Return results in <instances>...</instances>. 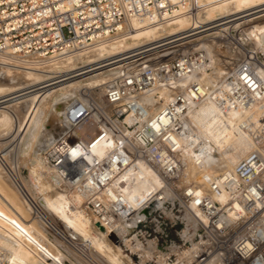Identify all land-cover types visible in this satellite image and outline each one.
I'll list each match as a JSON object with an SVG mask.
<instances>
[{
    "label": "built area",
    "instance_id": "obj_1",
    "mask_svg": "<svg viewBox=\"0 0 264 264\" xmlns=\"http://www.w3.org/2000/svg\"><path fill=\"white\" fill-rule=\"evenodd\" d=\"M201 1L0 0V56H72L127 30L131 20L160 29L182 8L196 18ZM216 22H197L188 32ZM230 31L225 24L203 34L225 40L237 53L212 82L202 72L213 66L214 54L199 45L181 48L194 39L189 35L161 33L119 54L102 100H70L64 110L68 128L45 153L62 186L82 195L133 262L172 264L193 241L194 258L187 264H264V34L255 40ZM207 100L221 112L244 115L241 126L252 146L229 167L178 182L185 148L201 153L186 111ZM252 111L256 123L249 121ZM145 170L160 184L131 192ZM175 219L183 224L177 244L168 236Z\"/></svg>",
    "mask_w": 264,
    "mask_h": 264
},
{
    "label": "bare ground",
    "instance_id": "obj_2",
    "mask_svg": "<svg viewBox=\"0 0 264 264\" xmlns=\"http://www.w3.org/2000/svg\"><path fill=\"white\" fill-rule=\"evenodd\" d=\"M201 3H203L204 7L196 14V18H194L191 13H188L184 8H182L176 12L177 14L174 15L168 24L160 26V29L140 23L136 20H131L128 24L129 28L127 30L116 33L110 38L101 40V44L90 46L86 49H77L72 56H61V54H55V56L46 59H21L13 53L1 55L0 73H3L4 75H1V78L3 77L9 81L0 82V92H4L7 95L13 93L17 94L4 99V102H0H6V105L0 106V129L3 132H7V130L12 129L13 131L10 135L13 136L9 141L11 142L17 140L20 143L25 141L29 137L30 133L36 131L37 125L39 127V124H35V122L40 113L43 112L47 116H50L57 112H63L66 131L68 128V124L64 115L66 104L78 95H76V93L81 94V90L84 89V85H87L88 81L90 80L96 81L95 85H99L98 90L103 89L102 86L104 85V82L109 80V72L111 73V71L116 70L113 68L116 66V64H111L120 60L119 57L117 58L116 56L123 53V51L128 49L130 50L132 47L144 42L154 40L161 33L172 34L179 37H185L187 35L193 34V32L188 31L191 28L200 26L197 25V22H206L208 20V22L219 21L220 23L218 25H225V23L231 24L237 18L244 16H247L246 21H252V18H250L251 14L264 10V0H204L201 1ZM218 25L214 27H217ZM236 26L234 25L233 27ZM210 28L207 29L209 30ZM201 32H203V30ZM246 34L255 40H259L264 34V24L260 26H253V29L246 32ZM199 46L204 48L207 54L213 56L214 50L210 42L200 41ZM225 57L227 56L224 55L220 59L221 66L217 68V71L215 70L216 65H214L212 71L202 72L203 79H205L207 82H212L219 74H221L228 66L229 62H231ZM99 61H101L100 67H98V65L91 66L95 63H98ZM107 67L111 68L103 70ZM98 68H101L102 71L97 70ZM86 85L85 87H87ZM88 98L93 102V104H99V101L96 100V96L95 98L93 97L94 99L91 97ZM186 116L192 129L196 133L201 153L198 154L185 148L181 156L183 169L178 182L186 181L192 175L195 176L196 171L197 173L200 171L213 172L225 166L229 167L238 161L252 146V141L248 137L246 130L241 126L242 119L244 118L243 114L237 112H221L217 107L214 106V104L207 100L200 102L197 105L190 106L186 111ZM248 117L250 122H257L256 111H252ZM12 123L14 125L11 128ZM62 134L63 129L61 126H57L52 130L43 133L42 136H39V140H41L39 141V144H41V149H46V146L50 141L54 140L55 138H59ZM6 142L4 143L6 144ZM2 144L3 143H1V145ZM8 144L10 143H7L6 146H8ZM1 156L0 158L2 159L3 156ZM4 159L7 160L6 156ZM33 161L42 162V159H40V157H36ZM196 161L198 162L195 163ZM3 167L1 164L0 251L2 252L0 253V264H33L30 262L31 248L29 244L31 242L28 244L29 239L27 240L26 236L28 234L27 232H29L27 231L28 228H32L31 224L36 222H31V218H39L41 222L42 220L46 219L50 223L51 220L39 213L34 201L30 200L31 198H33V200H38V198H36V193L34 194L35 191H32V187H28L24 182L20 183L18 181V183H10V180L8 182L10 174L8 173V170ZM47 171L39 170V168L35 169V179H38L39 181L33 183L34 186L40 185L41 190L44 192L52 191L53 189V193L60 191L62 192V187L55 189L58 185H60L58 184L59 181H57L55 178L57 174L55 173L56 175H53L52 171ZM141 175L142 178H140L138 182L131 187V192L143 194L147 191L155 190L160 184V179L151 175L147 170L143 171ZM198 178L199 177L196 178L197 181H199ZM22 190L23 192L26 190L27 193L29 191L32 197L25 198L26 195H23ZM70 191L73 193L72 196L70 195L69 200L67 201L65 199L66 201L63 200V202H58L55 200V196H51L52 192L45 195V198L51 205L50 208L53 207L54 212L60 209L66 210L67 208H70L67 204L70 201H75L77 204H82V206L78 204L81 206L78 217L75 220H71L70 222H67L65 225L61 226V230H59L60 228L58 229L59 231H57L55 227L52 228V235H56L57 238H69L70 240L83 239L81 229L87 228L88 223H86V220L89 219L88 221H91L93 218L97 220L94 222V224L97 225V229L99 230V232L97 231L99 234L98 236H101L102 240L105 239V241L110 239V235H107L106 231L101 225V220L90 214L89 210L84 204L85 202L82 195L71 189ZM224 196V193L216 195V197L219 199H222ZM190 214L191 213L186 210L184 212V218L186 220L191 219L192 217ZM28 217L30 219H28ZM43 232L45 233L43 235L48 234L49 239L52 238L51 240H55L53 236L50 235V232L48 233L47 230H44ZM29 238H31L30 235ZM125 242L127 243V241ZM73 243L75 244V242ZM32 246H34V244ZM194 253L195 244L193 241H190V245L184 247L180 253H177V260L172 264H187L189 261L192 262ZM60 261L61 257H59L57 254V259L54 264H59ZM137 264L142 263L137 262ZM157 264L164 263H162V260L160 259L158 260Z\"/></svg>",
    "mask_w": 264,
    "mask_h": 264
},
{
    "label": "rangeland",
    "instance_id": "obj_3",
    "mask_svg": "<svg viewBox=\"0 0 264 264\" xmlns=\"http://www.w3.org/2000/svg\"><path fill=\"white\" fill-rule=\"evenodd\" d=\"M246 17L247 16H244V17H240V18H237L236 20H234V22L231 23V26H232L231 30L232 31H230V32L231 33L232 32L236 33L237 31L248 32L251 29H253V26H260V25L264 24V10L257 11V12H254L253 14H251L250 18H252V21L251 20L250 21L249 20L246 21V19H247ZM208 21H206L204 24H209L211 22H214V21H210V22H208ZM219 23L220 22L217 21L215 24L218 25ZM237 23H238V25L239 24L240 25L238 26ZM197 25H198V23H197ZM234 25L235 26L237 25L238 27L237 26L233 27ZM218 26H223V24L222 25H218ZM218 26L214 27V28L213 27H211V28L209 27L210 28L209 30L206 28V30H203V32L200 31V32H196L194 34L189 35L188 37H194V39L191 41L190 44H185V45L181 46V48H194V47H196V45L200 44V41L201 42L202 41L211 42V40H209V39L213 38L214 41H213L212 44H214V51L215 52H214L212 65L213 66L216 65V67H215L216 71H217V68L219 66H221L220 65V59L224 55L227 56L225 58L229 59V61H234L235 58L237 57V53L233 52L227 46V43L225 42V40H220V39H218L216 37H212L211 38V35H209V34H206V36L203 35L205 33H209L211 31L216 30V28H218ZM215 44H217V45H215ZM213 66L209 70H207V72L212 71ZM111 67H113V66H111ZM111 67L104 68L103 70L109 69ZM114 72H116V70L115 71H111V73H113V74H111L109 72V74H108L109 79L116 75L117 72L116 73H114ZM1 75H3V73H0V80H1L0 82L9 81V80H6L3 77H2L3 78L2 79ZM95 84H96V81H94V80L93 81H91V80L88 81L87 85L85 84L88 88L85 87V85H84V87H83L84 89L81 90V94L76 93V95L78 94L76 97H79V95L80 96L81 95H86L88 97H91V98L94 97L95 98V96H96L97 97V99H96L97 101H99L100 98L102 100V89L98 90L99 85H95ZM16 94L17 93H13V94H8L7 95L4 92H0V102L1 101L4 102V99L12 97L13 95H16ZM74 97H75V95H74ZM3 102L0 103V106L6 105V102L5 103H3ZM101 105H102V103H101ZM14 114H15V112H14ZM44 114L45 113H43V112L39 114V116L36 118V122H35V124H39V127L37 125L36 131L30 133L29 137L23 142L19 143L17 140H14V141L10 142L9 140L13 136V135H10V134L12 133L13 130L9 129L10 131L7 130V132L9 131L7 133L6 131L3 132L0 129V153L3 156L2 157L1 154H0V156L2 157V159L0 158V165L2 164V167L4 166L3 168L8 170V173L10 174L9 178H8V182H9V180H10V183L11 182L12 183H15V182L18 183V181L20 183L24 182V183H26V185L28 187L29 186L32 187V191L33 192L35 191L34 194L36 193V198H38V200H35V199L33 200V198H31L32 197L31 193L29 191L27 193L26 190H25V192H23V190H22L23 195L24 196L26 195L25 198H31L30 200L34 201L36 207L38 208L37 210H39V213H41L44 217L46 216V218L50 219L51 223H52L51 224L46 219L42 220V222H41V220L39 218L32 219L31 218V214H30L31 222L32 221L33 222L36 221L35 223L31 224L32 225L31 227L35 231L32 228H28V230H27L30 233L26 231L28 233L26 235L27 236V240L29 239L28 244L31 242L29 244L30 248H31L30 262L33 263V264H36V262H37V264H41V263L42 264H50V263L54 264L56 259H57V254H58V256L61 257V261L59 262V264H137V262H133L129 258L127 252H125L124 249L116 243V241L114 240L113 236L110 235L111 238L107 239L108 241L107 240L105 241V239L102 240L101 236H98L99 235L98 234L99 230L97 229V225L94 224V222L97 221V220H95L93 218H92L91 221H88L89 219L86 220V223H88V227H87L88 229L87 228H84V229L82 228L81 229L83 239L81 238V239H78V240H73V239L70 240L69 238H66V239L65 238H60V237L57 238L56 235H52V232H53L52 228L55 227L57 229V231H59V230H61V226L65 225L67 222H70L71 220H75L78 217V213L80 211V208H81L82 204L78 203L79 205H81V206H79L77 204V202L72 201L73 202L72 203L70 201L69 203H67L70 208H67L66 210L65 209L61 210L60 209V210H57L56 212H54L53 211V207L50 208L51 205L48 202V200L45 198V195L52 192L51 196L52 197L55 196L54 197L55 200H57L58 202H61V201L63 202V200L64 201H66V200L68 201L69 198H70L69 196L70 195L72 196L73 193L70 191V189L62 186V184L60 183V181L57 178V176H55V178H56L57 181H59L58 184H60V185H58L55 189L62 187V192L61 191L57 192L58 194L57 193H53L54 189L52 191L44 192L43 190H41L40 185L39 186L38 185L34 186V184H33V183L39 181L38 179H35V174H34L35 169L39 168V170H43V171H47L49 169L50 171L48 170L47 172H51L52 171L53 175L55 174V172L52 170V168L49 166V164L47 163V161L45 159V153L48 150V148L50 147V145L52 144V142L54 140H56L57 138H55L54 140L50 141L47 144V146H46L47 148L46 149H41V147H40L41 144H39L40 143L39 141H41V140H39V136H42L43 133L48 132L49 130H52L53 128H55L57 126H61V128L63 129V133L65 132V128H66L65 127V123H64L63 112L62 113L61 112H57V113H54V114H52L50 116H47L46 114L45 115ZM13 123L11 125V128L14 125ZM5 132H6V134H5ZM6 141H9V142H6ZM4 142H6V144ZM1 143H3V144L1 145ZM7 143H10V144H8V146H6ZM2 146H4V147H2ZM5 156H6L7 160L4 159ZM36 157H40V159H42L43 163L42 162L33 161ZM32 162H34V163H32ZM9 164H10V166H9ZM13 167H14V169H13ZM197 174L198 173L196 171V175H195L196 178L198 177ZM188 175H189V173H188ZM195 176H194V178H195ZM191 177H193V175ZM50 209L52 210V212H51ZM64 211H65V213H64ZM30 218L28 217V219H30ZM39 220H40V223H39ZM34 224H36V225H34ZM38 224H39V226H38ZM170 226L171 227L168 230V236H169L170 242H173L174 244H177L180 241L178 240V238L176 236V233H177V231H179L180 228H183V224L181 222H179L177 219H175L174 221H171V225ZM95 228H96V230H95ZM30 229L32 230V232H31ZM43 229L47 230L48 233L50 232V235H52L55 240L54 241L51 240L52 238L49 239L48 238V234L43 235V234H45L43 232L44 231ZM29 235L31 236V238H29ZM111 239H113V240H111ZM103 241H105V242H103ZM73 242H75V244ZM31 244L32 245L34 244V246H32ZM1 252L2 251H0V253ZM37 253H38V255H37ZM45 256H46V258H45ZM38 260L40 261V263H39Z\"/></svg>",
    "mask_w": 264,
    "mask_h": 264
},
{
    "label": "water",
    "instance_id": "obj_4",
    "mask_svg": "<svg viewBox=\"0 0 264 264\" xmlns=\"http://www.w3.org/2000/svg\"><path fill=\"white\" fill-rule=\"evenodd\" d=\"M144 211H146V209H144Z\"/></svg>",
    "mask_w": 264,
    "mask_h": 264
}]
</instances>
